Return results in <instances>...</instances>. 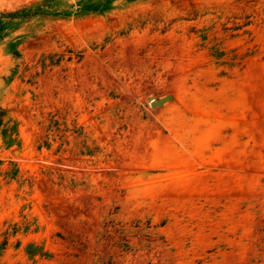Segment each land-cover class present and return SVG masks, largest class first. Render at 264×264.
I'll list each match as a JSON object with an SVG mask.
<instances>
[{"label": "rangeland", "instance_id": "obj_1", "mask_svg": "<svg viewBox=\"0 0 264 264\" xmlns=\"http://www.w3.org/2000/svg\"><path fill=\"white\" fill-rule=\"evenodd\" d=\"M0 264H264V0H0Z\"/></svg>", "mask_w": 264, "mask_h": 264}, {"label": "trees", "instance_id": "obj_2", "mask_svg": "<svg viewBox=\"0 0 264 264\" xmlns=\"http://www.w3.org/2000/svg\"><path fill=\"white\" fill-rule=\"evenodd\" d=\"M27 10L24 9V10H21V11H17L15 13H5L3 16L5 17H9L10 19H16V18H26V17H29L31 14L27 13L25 14Z\"/></svg>", "mask_w": 264, "mask_h": 264}, {"label": "water", "instance_id": "obj_3", "mask_svg": "<svg viewBox=\"0 0 264 264\" xmlns=\"http://www.w3.org/2000/svg\"><path fill=\"white\" fill-rule=\"evenodd\" d=\"M158 103H161V102H158ZM158 103H156V102H153L152 104H153V106H156Z\"/></svg>", "mask_w": 264, "mask_h": 264}]
</instances>
